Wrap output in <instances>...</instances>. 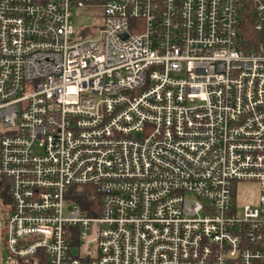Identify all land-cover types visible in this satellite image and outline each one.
Masks as SVG:
<instances>
[{"label": "built area", "instance_id": "obj_1", "mask_svg": "<svg viewBox=\"0 0 264 264\" xmlns=\"http://www.w3.org/2000/svg\"><path fill=\"white\" fill-rule=\"evenodd\" d=\"M246 12L264 34V0H0L10 264H264V39L247 49Z\"/></svg>", "mask_w": 264, "mask_h": 264}, {"label": "rangeland", "instance_id": "obj_2", "mask_svg": "<svg viewBox=\"0 0 264 264\" xmlns=\"http://www.w3.org/2000/svg\"><path fill=\"white\" fill-rule=\"evenodd\" d=\"M88 9L81 8L77 10L76 12L79 14L75 18V23L81 26L84 25H90L94 21L93 14H89ZM92 17V20H86V17ZM259 184L254 181H247V182H241L238 184V192H237V204L239 212H242V208L246 204H252L255 205L258 202L259 199ZM72 209V206L67 208L65 211L66 213ZM9 213V203H6L3 199V195L0 191V264H10L9 261H11V258L9 257L7 253V249L5 246V242L3 241V235H4V229L6 220ZM74 251L77 250L74 248Z\"/></svg>", "mask_w": 264, "mask_h": 264}, {"label": "trees", "instance_id": "obj_3", "mask_svg": "<svg viewBox=\"0 0 264 264\" xmlns=\"http://www.w3.org/2000/svg\"><path fill=\"white\" fill-rule=\"evenodd\" d=\"M255 18H253L250 13H245L244 18L242 21V27H241V38L247 40V49L250 50H256V49H261V41L264 39V34L260 33L255 29ZM90 187H76L73 190V197L77 201L90 205L92 202L89 198L88 192L90 191ZM3 199L5 200L6 203H9V196H8V191L7 188L3 189L2 192ZM95 204V202H93Z\"/></svg>", "mask_w": 264, "mask_h": 264}, {"label": "flooded vegetation", "instance_id": "obj_4", "mask_svg": "<svg viewBox=\"0 0 264 264\" xmlns=\"http://www.w3.org/2000/svg\"><path fill=\"white\" fill-rule=\"evenodd\" d=\"M3 241H4V235H3Z\"/></svg>", "mask_w": 264, "mask_h": 264}]
</instances>
